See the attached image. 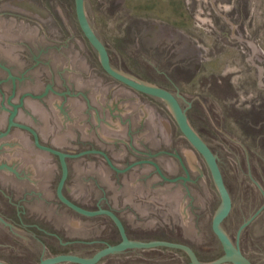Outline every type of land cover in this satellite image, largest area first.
Returning <instances> with one entry per match:
<instances>
[{
	"label": "rangeland",
	"instance_id": "rangeland-1",
	"mask_svg": "<svg viewBox=\"0 0 264 264\" xmlns=\"http://www.w3.org/2000/svg\"><path fill=\"white\" fill-rule=\"evenodd\" d=\"M42 3L51 10L47 22H0V37L14 44L1 43L0 58L21 73L27 67L21 65L15 42H23L32 55L46 47L45 63L30 69L22 90H39L43 77L54 82L64 77L69 85L84 86L83 50L88 48L75 0ZM86 11L118 71L180 96L192 125L217 155L232 197L233 209L223 229L255 264H264V0H86ZM64 45L70 47L62 53ZM98 67L99 77L87 84L98 114H88L87 104L79 99L70 98L61 108V100L50 96L43 102L28 100L21 117L62 149L97 143L118 164L134 158L138 148L159 149L173 141L191 182L162 183L149 167L118 177L101 158L88 157L72 161L68 197L89 206L106 196L133 240L168 239L191 246L202 262L219 258L223 249L212 222L221 197L204 158L182 134L164 101L117 82L106 93V80H111ZM5 125L0 111V128ZM27 140V134L16 132L0 149V187L20 189L25 179L8 170L22 157L42 155L21 144ZM159 160L168 174L181 170L172 157ZM36 177L29 175L33 181ZM51 180V216L68 238L90 241L108 235L113 227L108 219L64 212L56 202L59 177L52 175ZM45 246L37 235L0 215V261L38 264L43 253L54 256L64 250ZM99 249L83 244L65 248L87 258ZM188 263L181 253L156 248L113 255L99 264Z\"/></svg>",
	"mask_w": 264,
	"mask_h": 264
},
{
	"label": "flooded vegetation",
	"instance_id": "flooded-vegetation-1",
	"mask_svg": "<svg viewBox=\"0 0 264 264\" xmlns=\"http://www.w3.org/2000/svg\"><path fill=\"white\" fill-rule=\"evenodd\" d=\"M16 1H21V0H0V22H3V21L12 22V23L23 22V23L31 24V23H35L37 20H40L42 22H47L51 18V15H52L51 10L46 5H43L42 3L43 0H30V1H33L37 5L46 9L49 12L48 18H43L38 15H33L32 13L16 6L14 4V2ZM80 31H81L82 38L87 43L86 45L88 48V49L83 50L84 55L87 57L86 71H84L83 73V76L85 78L84 86L74 87L72 85H69L68 83H66V80L64 79V77H62L60 82L50 81L47 78L43 77L41 78L42 79L41 81L43 82L42 88H40L39 90H34L30 88L22 90V86L25 85L27 82H29L28 75L30 71L33 68L42 66V64L45 63V60H44L45 55H47L48 53V49H46V47L38 51L36 55H32V52L26 49L23 42L22 43L15 42L16 46L20 47V48H17L16 52L18 55L21 56V58H23L21 60V63H22L21 65H25L27 67L21 73L16 72L10 62L0 58V111L6 116V125L0 128V135L3 133H7L6 136L0 137V149L4 147V144H8L10 142L9 139L16 132H21V133L27 134L30 137V140L21 141V144H29L32 148H34V151L42 154V155H31L29 157H22L21 159L22 161L20 162L22 163V166H19L20 163H16L12 165L13 167H15V169L11 167L12 171L8 170L9 172L17 176L23 177L25 180L23 181L24 184H22V187L20 189L11 190L8 188L0 187V215L3 217L4 220L11 222L13 226L20 227L24 230H27L37 235L40 238V240H42V242L46 244L45 247L48 248L49 250L53 249L54 246H60L62 249H64L61 252H54V256L59 255V254H69L67 253L65 248L68 246L74 245V244L98 245L100 246V249L98 251H100L106 248L108 245L118 244L119 242H121L122 238H121L119 229L117 228L114 221L107 215H103V214L96 215V216H85V215L80 214L88 218H106L113 224V227L109 230L108 235L99 236L98 238L92 239L90 241L80 239V238H68L64 234L63 229L56 226L55 223L58 222V220L57 219L53 220L51 216V212H50L51 204H52L50 194H51L52 185H53L51 179L53 175V176L59 177V181H60L61 176H62V163L58 155L53 154L52 152L46 151L45 149H42L39 145L53 148L55 150H58L66 154H79V153H84L88 151H103L109 156V158L111 159L113 164L118 168V170L112 168L109 165L106 158L102 154L96 153V152H89L79 157H67L66 158V162L69 168V176H68V180L66 182L65 188H64V194L68 199H70L77 205L87 210H90V211H98L100 209H107V210H111L115 212L121 218L115 206L108 204L106 202V196L96 198L95 204L89 205V206L81 205L78 202L71 199L70 197H68L67 183L72 175V161L73 160H79V159L88 158V157L101 158L110 168V170H112L118 177L125 176L129 172L135 169H138L140 167H149L151 168L153 174H157L160 177V182L162 183L166 182V183L174 184L178 182H183V183L188 184L191 182L190 171L183 157L178 153V151H176L173 148V145H172L173 141H171L170 144L166 146L160 147L159 149L138 148L135 150L136 156L134 158L127 161L126 164H118L114 160V158H112L111 155H109L106 149L97 143L79 142V145L73 150L62 149L59 146H56L55 144H53L52 142L44 140L38 128L30 124L28 121H26L25 119L21 117V112L23 108L25 107L28 100L43 102L50 96H55L56 98L61 100V104H60L61 108L65 107L68 99L76 98L81 101H84L87 104V108L85 110L88 114H93V113L98 114L99 110L93 107V105L90 102V90H89L90 88L89 86H87V84L90 82V79L92 80V79L99 77L98 76L99 74L98 64L101 66L102 73L111 80L110 82L106 80L107 81L106 83L107 85L105 84L107 87L106 93L108 92L110 88H112V84H111L112 82H117L120 85H124L127 88L132 89L129 86L123 84L122 82L116 80L114 77H112L105 71V69L103 68L101 64L98 52L89 43L88 39L85 37L81 28H80ZM0 44L3 46H11V45L14 46L12 42L8 43L7 41L3 40L1 37H0ZM68 47H70V45H64L63 47L60 48L59 51L62 53H65L67 52ZM109 55H110L111 64L115 68L112 62L110 52H109ZM31 57H32V60L26 59V58L31 59ZM136 92L140 93L138 91ZM140 94H143V93H140ZM143 95H146V94H143ZM148 97H151V96H148ZM151 98L159 100L154 97H151ZM11 122H13V124H11ZM24 126L30 127L31 129L35 131V133L38 136V141L36 140L35 135L31 131L26 129ZM168 131H169V128H168ZM160 156H168V157H172L176 159L181 166V170H179L174 175L168 174L166 171V168L164 167L162 162H160L159 160ZM153 162L157 163L160 166L163 174L169 179H176L180 177H185V178L190 177V179L188 180L178 179L175 182L168 181L164 179L163 177H161L156 167L154 166ZM0 170L3 171V169H0ZM30 174L37 176L34 181L29 178ZM27 181H29L30 183H25ZM58 184L56 186V202L60 205L61 208H64V212H65L67 209H70V208L59 199L58 193H57ZM121 220L123 221L122 218ZM123 223L125 225L129 238L132 239L128 233V229L124 221ZM115 236L116 237L118 236V239H114ZM163 240L171 241L168 239H163ZM172 242H176V241H172ZM128 251H134V250H127L122 253L111 254L105 257L103 260L113 255L124 254ZM48 257H51V256L43 253L42 256L40 257L39 263L41 260L46 259ZM65 264H71V263H65Z\"/></svg>",
	"mask_w": 264,
	"mask_h": 264
},
{
	"label": "water",
	"instance_id": "water-1",
	"mask_svg": "<svg viewBox=\"0 0 264 264\" xmlns=\"http://www.w3.org/2000/svg\"><path fill=\"white\" fill-rule=\"evenodd\" d=\"M14 4L32 13L33 15H38L43 18L49 17V12L33 1L21 0L14 2ZM75 9L79 26L82 29L85 37L88 39L89 43L98 52L101 64L105 71L109 75L114 77L116 80L122 82L130 88L140 93L164 101L168 105L173 116L175 117L182 134L186 137V139L190 142L194 149L204 158L205 162L208 165V168L210 169L218 193L221 197V205L213 218L212 230L223 247V255L215 259L214 261L206 263L202 262L199 259L197 253L191 246L184 243L166 240L137 241L130 239L123 221L115 212L107 209H100L98 211L87 210L68 199L64 194V188L69 176V168L66 162L67 157H79L89 152L100 153L106 158L112 168L118 170V168L113 164L109 156L103 151H88L79 154H66L53 148L39 145L42 149H45L46 151L58 155L61 159L62 176L59 181L57 190L59 199L70 209L74 210L79 214L85 216H96L102 214L107 215L116 224L122 238L121 242H119L118 244L108 245L106 248L96 252L92 257L87 258L76 254H59L43 259L40 261L39 264H98L105 257L111 254L122 253L127 250H150L156 248H169L183 251L188 256V264H255L249 257L245 255V253L241 250L239 244H235L234 241L223 229V223L228 219L233 209L232 197L226 184L217 155L192 125L187 113V109L183 108L180 102V96L163 87L135 79L114 68L111 64L110 55L105 43L99 38V36L94 31L93 27L89 22L86 11V0H75ZM11 124H13V122H11ZM24 127L31 131L35 135L36 140L38 141V136L35 131L30 127ZM6 135L7 133H3L0 135V137H4ZM153 164L156 167L158 173L161 175V177L168 181L175 182L178 179H190V177L169 179L163 174L160 166L157 163L153 162ZM0 264L7 263L0 261Z\"/></svg>",
	"mask_w": 264,
	"mask_h": 264
},
{
	"label": "trees",
	"instance_id": "trees-1",
	"mask_svg": "<svg viewBox=\"0 0 264 264\" xmlns=\"http://www.w3.org/2000/svg\"><path fill=\"white\" fill-rule=\"evenodd\" d=\"M164 249L171 250V251H176V252H178V253H181L183 256H185V257L188 259V256H187L186 253H184L183 251L176 250V249H169V248H164ZM188 260H189V259H188Z\"/></svg>",
	"mask_w": 264,
	"mask_h": 264
}]
</instances>
